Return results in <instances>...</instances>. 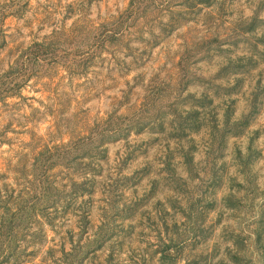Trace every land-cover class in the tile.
Listing matches in <instances>:
<instances>
[{
	"label": "rangeland",
	"instance_id": "rangeland-1",
	"mask_svg": "<svg viewBox=\"0 0 264 264\" xmlns=\"http://www.w3.org/2000/svg\"><path fill=\"white\" fill-rule=\"evenodd\" d=\"M0 264H264V0H0Z\"/></svg>",
	"mask_w": 264,
	"mask_h": 264
}]
</instances>
